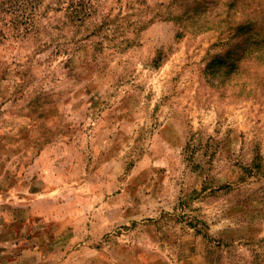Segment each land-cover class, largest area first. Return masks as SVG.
Returning a JSON list of instances; mask_svg holds the SVG:
<instances>
[{
	"label": "rangeland",
	"instance_id": "obj_1",
	"mask_svg": "<svg viewBox=\"0 0 264 264\" xmlns=\"http://www.w3.org/2000/svg\"><path fill=\"white\" fill-rule=\"evenodd\" d=\"M83 1L0 0V264H264V0Z\"/></svg>",
	"mask_w": 264,
	"mask_h": 264
},
{
	"label": "trees",
	"instance_id": "obj_2",
	"mask_svg": "<svg viewBox=\"0 0 264 264\" xmlns=\"http://www.w3.org/2000/svg\"><path fill=\"white\" fill-rule=\"evenodd\" d=\"M36 0H31V2L34 4ZM229 3V7H231L233 5V0H228ZM91 3H89V1L84 2L83 0H75V2H73L72 6L70 7V14L74 16V13H76V19H82V16H87L88 14H90L91 12ZM73 18V17H71ZM251 18L247 19V20H237L233 18L232 14L229 13V11L225 14V18L223 19V23H227V26L231 28V26H235L238 29L243 30L244 27H249L252 23L250 22ZM236 22V23H235ZM235 24V25H234ZM259 35H262V31L258 30ZM260 43V45H259ZM255 44L258 45L255 48H249L248 49V57L252 56L254 58H257L253 55H256L258 57L261 56V54L264 53V38L259 36V39H256Z\"/></svg>",
	"mask_w": 264,
	"mask_h": 264
}]
</instances>
